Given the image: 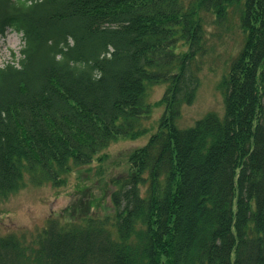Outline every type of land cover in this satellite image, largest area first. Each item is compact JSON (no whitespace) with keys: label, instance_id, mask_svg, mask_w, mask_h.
Masks as SVG:
<instances>
[{"label":"trees","instance_id":"trees-1","mask_svg":"<svg viewBox=\"0 0 264 264\" xmlns=\"http://www.w3.org/2000/svg\"><path fill=\"white\" fill-rule=\"evenodd\" d=\"M227 1L0 0V40H23L0 67V198L63 187L112 141L141 137L150 88L169 84L114 214L0 236V264H264V0H244L223 119L175 125L198 89L206 15L224 20Z\"/></svg>","mask_w":264,"mask_h":264},{"label":"rangeland","instance_id":"rangeland-1","mask_svg":"<svg viewBox=\"0 0 264 264\" xmlns=\"http://www.w3.org/2000/svg\"><path fill=\"white\" fill-rule=\"evenodd\" d=\"M244 0H228L226 17L217 22V16L207 13L204 30L205 51L196 57L199 85L192 104H184L175 125L187 130L208 114L223 119L225 113L223 79L229 74L232 63L242 52L247 34L242 24ZM22 35L8 30L0 40V67L21 58ZM169 84L151 87L147 104L151 113L142 119L137 139L117 138L96 155L94 160L76 169L60 188L49 184L35 187L31 184L8 198H0V236L16 235L28 242L54 218L61 222L80 221L83 217L112 216L111 195L117 181L130 174L129 157L136 149L146 145L160 128L166 114L164 96ZM102 157V159H100ZM83 219V220H84Z\"/></svg>","mask_w":264,"mask_h":264}]
</instances>
